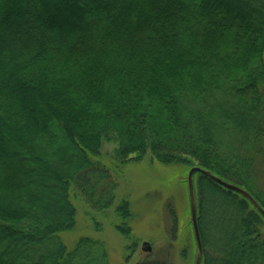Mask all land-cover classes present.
<instances>
[{
  "label": "trees",
  "instance_id": "trees-1",
  "mask_svg": "<svg viewBox=\"0 0 264 264\" xmlns=\"http://www.w3.org/2000/svg\"><path fill=\"white\" fill-rule=\"evenodd\" d=\"M104 143L264 208V0H0V264H111L100 240L63 238L75 198L134 235ZM194 178L201 264H264V216ZM170 249L138 264H174Z\"/></svg>",
  "mask_w": 264,
  "mask_h": 264
},
{
  "label": "rangeland",
  "instance_id": "rangeland-1",
  "mask_svg": "<svg viewBox=\"0 0 264 264\" xmlns=\"http://www.w3.org/2000/svg\"><path fill=\"white\" fill-rule=\"evenodd\" d=\"M114 146L113 143H104L102 161L113 171L112 177L118 182L114 207L124 199L133 204V237L129 240L115 228L114 223L117 220L114 208L97 212L81 198H75L77 225L74 230L63 235L64 241L72 245L82 236L98 239L105 244L111 264H138L148 253L153 257L159 255V258H164L171 247L170 254L174 264H195L197 248L194 228L191 225L187 182L191 168L164 165L150 156L139 162L123 165L113 159ZM255 172L259 185L264 188V154L256 158ZM195 200L197 207L196 191ZM212 202L210 198L211 206ZM221 209L214 211L212 217L207 219L212 238L217 237L220 223V226L226 225ZM173 227H176L174 233L171 230ZM145 243L152 247L151 251L144 250ZM184 251L188 253L187 259L182 256Z\"/></svg>",
  "mask_w": 264,
  "mask_h": 264
},
{
  "label": "water",
  "instance_id": "water-1",
  "mask_svg": "<svg viewBox=\"0 0 264 264\" xmlns=\"http://www.w3.org/2000/svg\"><path fill=\"white\" fill-rule=\"evenodd\" d=\"M197 172H202L208 176H210L212 179L220 183L221 185L232 189L240 194H242L244 197H246L258 210L259 212L264 216V208L263 206L253 197V195L248 192L246 189L227 182L218 176L214 175L211 171L203 169L199 166L192 167L189 170L187 182H188V190H189V197H190V207H191V215H192V224L196 236L197 241V255H196V261L195 264H201L202 263V254H203V248L200 238V232H199V226H198V218H197V207H196V200H195V189H194V176ZM146 248H144L145 251H151L152 247L145 243Z\"/></svg>",
  "mask_w": 264,
  "mask_h": 264
},
{
  "label": "bare ground",
  "instance_id": "bare-ground-1",
  "mask_svg": "<svg viewBox=\"0 0 264 264\" xmlns=\"http://www.w3.org/2000/svg\"><path fill=\"white\" fill-rule=\"evenodd\" d=\"M228 182V181H227Z\"/></svg>",
  "mask_w": 264,
  "mask_h": 264
}]
</instances>
